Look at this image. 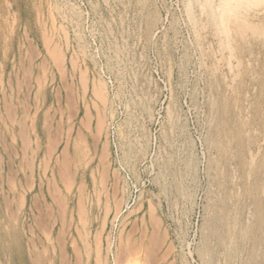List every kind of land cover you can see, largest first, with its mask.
<instances>
[{
	"label": "rangeland",
	"instance_id": "rangeland-1",
	"mask_svg": "<svg viewBox=\"0 0 264 264\" xmlns=\"http://www.w3.org/2000/svg\"><path fill=\"white\" fill-rule=\"evenodd\" d=\"M206 1L0 0V264H264V3Z\"/></svg>",
	"mask_w": 264,
	"mask_h": 264
},
{
	"label": "bare ground",
	"instance_id": "bare-ground-1",
	"mask_svg": "<svg viewBox=\"0 0 264 264\" xmlns=\"http://www.w3.org/2000/svg\"><path fill=\"white\" fill-rule=\"evenodd\" d=\"M194 1H195V0H194ZM207 1H208V0H207ZM207 1H206V2H207ZM252 1H253V0H252ZM190 2H191V1H190ZM201 2H203V1H201ZM204 2H205V1H204ZM217 2H218V3H217L216 5H215V4L212 5V3H209V4L206 5L205 7H207V6H209V8L211 7L210 10H213V12H211L210 15H212V13H213V16L215 17V19H216V21H217L216 23L219 25V26H218V27L220 28L219 30H221L222 34L224 33L225 36H226V34H227V32H228V24H229L230 20H231L232 18H234V17H235V19L238 20V16H239V15H238V11H239V8H241V7L243 8L244 4H245V5H247V4L249 5V4H251L252 2H251L250 0H219V1H217ZM254 2H256V3H264V0H254ZM194 3H195V2H194ZM197 3H198V1H197ZM246 3H247V4H246ZM185 4H186V2H185ZM195 4H196V3H195ZM198 4H199V3H198ZM203 4H206V3H203ZM253 4H254V3H253ZM186 5H187V4H186ZM186 5H185V7L188 6V5H187V6H186ZM190 5H191V4H190ZM192 5H193V4H192ZM201 5H202V4H201ZM249 6H250V5H249ZM251 6H252V4H251ZM251 6H250V7H247V8H251ZM253 6H255V5H253ZM189 7H190V6H189ZM189 7H188V8H189ZM262 7H263V6H262ZM255 8H256V7H255ZM255 8H254V9H255ZM186 9H187V8H186ZM193 9H194V8H193ZM187 10H188V9H187ZM249 10H250V9H249ZM251 10H252V9H251ZM190 11H192V10H190ZM208 11H209V9H208ZM208 11H207V12H208ZM193 12H194V10H193ZM190 13H191V12H190ZM193 14H194V13H193ZM208 15H209V13H208ZM189 16H191V15L189 14ZM213 16H212V17H213ZM241 16H242V15H241ZM241 16H240V17H241ZM210 17H211V16H210ZM192 18H193V17H192ZM247 18H248V17H247ZM212 19H213V18H212ZM249 19H250V17H249ZM213 20H214V19H213ZM232 20H233V19H232ZM197 22H198V21H197ZM213 23H214V22H213ZM214 24H215V23H214ZM240 24H242V23H239V26H240ZM254 24H255V22H254ZM259 25H260V24H259ZM230 26H231V25H230ZM260 27H261V26H260ZM229 28H231V27H229ZM235 29H236V28H235ZM247 29H248V27H247ZM215 30H216V29H215ZM219 30H218V31H219ZM249 30H250L251 35H252L253 31H251L250 28H249ZM236 32H237V31H236ZM255 32H256V31H255ZM262 32H263V31H262ZM237 33H238V32H237ZM240 33H241V32H240ZM216 34H218V33H216ZM219 34H220V33H219ZM229 34H230V33H229ZM249 34H250V33H249ZM249 34H248V35H249ZM259 34H260V33H259ZM231 35H232V34H231ZM240 35H241V34H240ZM240 35H239V36H240ZM260 35H261V34H260ZM262 35H264V34H262ZM217 36H219V35H217ZM237 36H238V35H237ZM239 36H238V37H239ZM245 36H246V35H245ZM233 37H234V36H233ZM238 37H237V38H238ZM252 37H253V36H252ZM221 38H222V37H221ZM221 38H219V39H221ZM223 38H224V37H223ZM249 38H251V37H249ZM235 39H236V38H235ZM224 40H226V38H225ZM230 40H231V39H230ZM240 40H241V39H240ZM248 40H250V39H248ZM231 41H232V40H231ZM234 41H235V40H234ZM220 42H221V41H220ZM220 42H219V43H220ZM224 42H225V41H224ZM224 42H223V43H224ZM229 42H230V41H229ZM236 42H237V41H236ZM238 42H239V40H238ZM238 42H237L236 44H234V45H238V44H239ZM231 43H232V42H231ZM233 43H235V42H233ZM242 43H243V42H242ZM224 44H225V43H224ZM244 44H245V43H244ZM220 45H221V44H220ZM229 45H230V43H229ZM231 45H232V44H231ZM240 45H241V43H240ZM240 45H239V46H240ZM221 46H224V45H221ZM226 46L228 47L227 42H226ZM242 46H244V45H242ZM237 47H238V46H237ZM240 47H241V46H240ZM238 48H239V47H238ZM244 48H247V47H244ZM222 49H226V48H222ZM228 49H229V48H228ZM234 49H235V48H234ZM234 49H233V50H234ZM229 50H230V49H229ZM231 52H232V51H231ZM212 64L214 65V63H212ZM213 65H212V67H213ZM232 67H233V66H232ZM211 69H212V68H211ZM214 69H215V68H214ZM215 70H216V69H215ZM232 70H233V69H232ZM211 71H212V70H211ZM216 71H217V70H216ZM237 71H240V70L237 69ZM237 71H236V72H237ZM213 72H214V71H213ZM234 72H235V71H234ZM236 72H235V73H236ZM235 73H234V74H235ZM234 74H233V75H234ZM237 74H239V72H238ZM214 77H215V76H214ZM214 77H213V78H214ZM233 77H234V76H233ZM213 78H212L211 80H213ZM215 79H216V78H215ZM216 81L218 82L219 80H216ZM213 82H214V81H213ZM217 84L219 85V83H217ZM225 84L228 86L227 83H225ZM229 84H230V83H229ZM227 86H225V87H227ZM214 87H215V86H214ZM216 87H217V86H216ZM233 87H234V85H233ZM229 88H230V87H229ZM234 88L236 89L237 87H234ZM225 89H226V88H225ZM232 90H233V89H232ZM236 90H237V89H236ZM236 90H235V91H236ZM227 92H228V91H227ZM230 92H231V91H230ZM233 92H234V90H233ZM239 92H240V90H239ZM263 92H264V91H263ZM225 93H226V92H225ZM237 93H238V92H237ZM246 93H248V92H246ZM233 94H235V93H233ZM262 94H263V93H262ZM246 95H247V94H246ZM246 95H245V96H246ZM225 96H226V95H225ZM231 96H232V95H231ZM233 96H234V95H233ZM236 96H237V94H236ZM243 96H244V95H243ZM247 96H248V95H247ZM222 97H223V96H222ZM227 97H228V94H227ZM227 97H226V98H227ZM239 97H240V95H239ZM239 97H237V98H239ZM262 97H264V96H262ZM226 98H225V99H226ZM233 98H234V97H233ZM228 99H229V97H228ZM228 99H227V100H228ZM241 99H243V98H241ZM237 100H238V99H237ZM247 100H248V98H247ZM247 100H246V101H247ZM228 101H229V100H228ZM239 101H240V100H239ZM248 101H250V100H248ZM248 101H247V102H248ZM216 102H217V101H216ZM230 102H231V101H230ZM234 102H235V101H234ZM217 103L219 104V102H217ZM217 103H216V104H217ZM231 103H232V102H231ZM231 103H230V106H231ZM240 103H241V102H240ZM208 104H209V103H208ZM213 104H214V103H213V101H212V102H211V105H213ZM242 104H243V103H242ZM211 105H209L210 108L212 107ZM214 105H215V104H214ZM224 105H225V104H224ZM224 105H223V106H224ZM259 105H260V104H259ZM259 105H258V106H259ZM218 107H219V105H218ZM225 107H226V106H225ZM227 107H229V106H227ZM227 107H226V108H227ZM233 107L235 108L236 106H234V104H233ZM233 107H232V108H233ZM237 107H238V106H237ZM239 107H241V106H239ZM250 107H251V106H250ZM259 107H260V106H259ZM213 108H214V106H213ZM213 108H212V109H213ZM219 108H220V107H219ZM222 109H223V108H222ZM240 109H241V108H240ZM260 109H261V107H260ZM263 109H264V108H263ZM216 110H218V109H216ZM216 110H215V111H216ZM245 110H246V109H245ZM223 111H224V110H223ZM223 111H222V112H223ZM227 111L229 112L230 110L227 109ZM257 111H258V110H257ZM233 112H234V110H233ZM249 112H250V111H249ZM226 113H227V112H226ZM257 113H258V112H257ZM224 114H225V113H224ZM227 114H228V113H227ZM236 114H237V113H236ZM259 114H260V113H259ZM262 114H264V111L262 112ZM233 115H234V114H233ZM237 115H238V114H237ZM246 115H247V114H246ZM212 116H214V114H213ZM215 116H216V112H215ZM215 116H214V117H215ZM226 116H227V115H226ZM258 116H259V115H258ZM231 117H232V116H231ZM233 117H234V116H233ZM171 118H172V117H171ZM211 118H213V117H211ZM238 118H239V117H238ZM260 118H261V117H260ZM260 118H259V119H260ZM214 119H215V118H214ZM240 119H242V117H241ZM240 119H238V120H240ZM262 119H263V118H262ZM173 120H174V119H173ZM173 120H172V121H173ZM211 120H212V119H211ZM223 120H224V119H223ZM238 120H236V121H238ZM244 120H245V119H244ZM244 120H243V121H244ZM263 120H264V119H263ZM214 121H215V120H214ZM232 121H233V119H232ZM236 121H235V122H236ZM241 121H242V120H241ZM221 122H222V120H221ZM211 123L213 124V122H211ZM232 123H234V122H232ZM241 123H242V122H241ZM244 123H245V122H244ZM246 123H247V122H246ZM257 123H258V122H257ZM258 124H259V123H258ZM261 124H262V123H261ZM220 125H221V124H220ZM239 125H240V124H239ZM226 126H227V125H226ZM234 126H236V125H234ZM256 126H257V125H256ZM223 127H224V126H223ZM242 127H243V126H242ZM242 127H241V128H242ZM225 128H226V127H225ZM255 128H256V127H255ZM227 129H229V128H227ZM239 129H240V128H238V130H239ZM244 129H246V128H244ZM247 129H248V128H247ZM249 129H250V128H249ZM249 129H248V130H249ZM252 129H253V128H252ZM250 130H251V129H250ZM256 130H257V128H256ZM262 130H263V129H262ZM220 131H221V130H220ZM220 131H219V132H220ZM230 131H232V130H230ZM234 131H235V130H234ZM236 131H237V130H236ZM252 131H253V130H252ZM224 132H225V131H224ZM238 132H240V130H239ZM238 132H237V133H238ZM249 132H250V131H249ZM237 133H236V134H237ZM245 133H246V132H245ZM247 133H248V132H247ZM218 134H219V133H218ZM231 134H232V133H231ZM219 135H220V134H219ZM260 135H261V134H260ZM225 136H226V135H225ZM232 136H234V135L232 134ZM257 136H258V135H257ZM263 136H264V135H263ZM216 137H217V136H216ZM226 137H227V136H226ZM248 137H249V135H248ZM252 137H253V136H252ZM212 138H213V137H212ZM219 138H220V137H219ZM231 138H232V137H231ZM249 138H250V137H249ZM256 138H257V137H256ZM235 139H236V138H235ZM240 139H242V138H240ZM227 140H228V138H227ZM230 140H231V139H230ZM246 140H247V139H246ZM253 140H254V139H253ZM253 140H252V141H253ZM263 140H264V138H263ZM212 141H213V139H212ZM242 141H243V140H242ZM226 142H227V141H225V143H226ZM230 142H231V141H230ZM230 142H229V143H230ZM232 142H233V141H232ZM250 142H251V141H250ZM255 142H256V141H255ZM257 142H258V141H257ZM213 143H214V142H213ZM213 143H212V144H213ZM219 143H221V141H220ZM219 143H218V144H219ZM247 145H249V144H247ZM245 146H246V145H245ZM257 146H258V145H257ZM215 147H216V146H215ZM223 147H224V146H223ZM254 147H255V146H254ZM219 148H220V147H219ZM228 148H229V147H228ZM258 148H259V147H258ZM263 148H264V147H263ZM226 149H227V148H226ZM256 149H257V148H256ZM258 151H259V149H258ZM258 151H257V153H258ZM227 152H228V151H227ZM254 152H255V151H254ZM263 152H264V151H263ZM225 153H226V152H225ZM245 153H246V152H245ZM249 153H250V152H249ZM252 153H253V152H252ZM231 154H232V153H231ZM246 154H247V153H246ZM262 155H263V154H262ZM252 156H253V155H252ZM232 157H233V156H232ZM241 157H244V156H241ZM244 158H245V157H244ZM253 158H254V157H253ZM261 158H262V157H261ZM217 159H218V158H217ZM227 159H228V158H227ZM229 160H230V159H229ZM255 160H256V159H255ZM189 161H190V160H189ZM191 161H193V160H191ZM217 161H218V160H217ZM259 161H260V160H259ZM186 162H187V161H186ZM215 162H216V161H215ZM224 162H225V161H224ZM244 162H245V161H244ZM190 163H191V162H190ZM192 163H194V162H192ZM213 163H214V162H213ZM213 163H212V164H213ZM218 163H219V162H218ZM242 163H243V162H242ZM246 163H247V162H246ZM246 163H245V164H246ZM248 163H249V162H248ZM230 164H231V163H230ZM254 164H255V163H254ZM263 164H264V163H263ZM187 165H188V164H186V166H187ZM215 165H216V164H215ZM217 165H220V164H217ZM239 165H240V164H239ZM189 166H190V165H188L187 170L190 168ZM222 166H223V165H222ZM237 166H238V165H237ZM253 166H254V165H253ZM225 167H226V165H225ZM242 167H243V166H242ZM242 167H241V168H242ZM249 167H250V166H249ZM216 168H217V167H216ZM233 168H234V167H233ZM255 168H257V167H255ZM262 168H263V167H262ZM211 169H212V167H211ZM213 169L215 170V168H213ZM218 169H219V168H218ZM220 169H221V167H220ZM228 169H229V168H228ZM235 169H236V168H235ZM248 169H249V168H248ZM252 169H253V171H255L254 168H252ZM195 170H196V168H195ZM232 170H233V169H232ZM232 170H231V171H232ZM261 170H262V169H261ZM188 171H189V170H188ZM192 171H193V170H192ZM216 171H218V170H216ZM220 171H222L223 174H224V172H226L225 169H224V171H223L222 169H221ZM242 171H243V170H242ZM186 172H187V171H186ZM190 172H191V170H190ZM194 172H196V171H194ZM229 172H230V170H229ZM238 172H239V171H238ZM243 172H245V171H243ZM247 172H248V171H247ZM262 172H263V171H262ZM216 173H217V172H216ZM226 173H227V172H226ZM241 173H242V172H241ZM241 173H239V174H241ZM253 173H254V172H253ZM256 173H257V172H256ZM260 173H261V172H259L258 175L264 174V173H261V174H260ZM189 174H192V172L189 173ZM189 174H187V175H189ZM213 174H214V172H213ZM220 174H221V173H220ZM220 174H219V175H220ZM231 174H232V173H231ZM249 174H250V173H249ZM215 175L217 176L218 174H215ZM226 175H228V174H226ZM245 175H246V173H245ZM258 175H257V176H258ZM210 176H212V175H210ZM213 176H214V175H213ZM213 176H212V177H213ZM216 176H214L215 180H216ZM238 176H239V175H238ZM241 176H242V175H241ZM250 176H252V175H250ZM174 177H175V176H174ZM221 177H222V176H221ZM225 177H226V176H225ZM229 177H230V175H229ZM234 177H235V176H234ZM248 177H249V176H248ZM240 178H241V180H242V178H244V177H240ZM257 178H259V177H257ZM177 179H178V178H177ZM217 179H220V178H217ZM221 179H222V178H221ZM233 179H234V178H233ZM237 179H238V178H237ZM248 179H249V178H248ZM248 179H247V180H248ZM253 179H254V178H253ZM262 179L264 180V177H263ZM223 180H224V179H223ZM229 180H230V179H229ZM239 180H240V179H239ZM211 181H212V180H211ZM225 181H226V179L224 180V182H225ZM231 181H232V180H231ZM251 181H252V180H251ZM255 181H256V180H255ZM258 181L260 182V180L257 179V182H258ZM180 182H181V180H180ZM215 182H216V181H215ZM226 182H227V181H226ZM228 182H229V181H228ZM228 182H227V183H228ZM234 182H235V181H234ZM245 182H246V181H245ZM248 182H249V181H248ZM259 182H258V184H259ZM222 183H223V182H222ZM242 183H243V182H242ZM211 184H212V183H211ZM215 184H216V183H215ZM229 184H230V183H229ZM236 184H237V183H236ZM254 184H255V183H254ZM261 184H262V182H261ZM175 185H176V184H175ZM184 185H185V184H184ZM234 185H235V184H234ZM242 185L245 186L244 184H242ZM249 185H250V184H249ZM251 185H252V184H251ZM255 185H256V184H255ZM259 185H260V184H259ZM259 185H258V186H259ZM178 186H179V185H178ZM215 186H216V185H215ZM220 186H221V184H220ZM225 186H227V185H225ZM239 186H241L240 183H239ZM256 186H257V185H256ZM256 186H254V188H255ZM260 186H262V185H260ZM263 186H264V185H263ZM263 186H262V187H263ZM180 187H181V186H180ZM180 187H178V188H180ZM211 187H212V186H211ZM217 187H218V186H217ZM217 187H216V188H217ZM245 187H246V186H245ZM252 188H253V185H252ZM257 188H258V187H257ZM259 188H260V187H259ZM181 189H182V188H181ZM214 189H215V188H213V191L215 192ZM218 189H219V187H218ZM223 189H224V188H222V190H223ZM227 189H228V188H227ZM230 189H231V187H230ZM238 189H239V188H238ZM241 189H242V188H241ZM255 189H256V188H255ZM255 189H254V190H255ZM263 189H264V187H263ZM177 190H178V189H177ZM183 190H184V189H183ZM232 190H233V189H232ZM245 190H246V188H245ZM247 190H250V189H247ZM254 190H253V191H254ZM258 190H259V189H258ZM186 191H187V190H186ZM209 191H210V190H209ZM220 191H221V190H220ZM262 191H263V195H264V190H262ZM262 191H261V192H262ZM210 192H211V191H210ZM216 192H217V191H216ZM216 192H215V193H216ZM226 192H228V191H226ZM230 192H231V191H230ZM233 192H234V191H233ZM247 192H248V191H247ZM250 192H252V191H249V193H250ZM244 193H246V192H243V194H244ZM257 193H258V192H257ZM182 194H183V192H182ZM185 194H186V193H185ZM188 194H189V193H188ZM217 194H218V192H217ZM233 194H235V193H233ZM236 194H237V193H236ZM236 194H235V195H236ZM255 194H256V193H255ZM255 194H253V196H254ZM183 195H184V194H183ZM212 195H213V192H212V194H211L210 196H212ZM223 195H225V194H223ZM223 195H222V196H223ZM256 195H257V194H256ZM259 195H260V194H259ZM259 195H258V196H259ZM261 195H262V194H261ZM210 196H209V197H210ZM216 196H217V195H215L214 197H216ZM220 196H221V194H220ZM220 196H219V197H220ZM241 196H242V195H241ZM246 196H247V194H246ZM258 196H257V198H258ZM185 197H187V196H185ZM261 197H262V196H261ZM187 198H188V197H187ZM211 198H212V197H211ZM217 198H218V197H217ZM220 198H222V197H220ZM228 198H231V197L228 196ZM228 198H227V199H228ZM234 198H235V196H234ZM239 198H240V197H239ZM244 198H245V197H244ZM214 199H216V198H214ZM214 199H213V200H214ZM222 199H225V198H222ZM222 199H221V200H222ZM237 199H238V198H237ZM245 199H246V198H245ZM248 199H249V197H248ZM258 199H259V198H258ZM258 199H257V200H258ZM261 199H264V197H262ZM216 200H217V199H216ZM249 200L251 201V199H249ZM257 200H256V201H257ZM214 201H215V200H214ZM214 201H213V202H214ZM217 201H218V200H217ZM222 201H223V200H222ZM226 201H227V200H226ZM236 201H237V200H236ZM241 201H242V199H241ZM244 201H245V200H243V202H244ZM246 201H247V199H246ZM258 201H259V200H258ZM261 201H262V200H261ZM213 202H212V203H213ZM223 202H224V201H223ZM223 202H222V203H223ZM234 202H235V201H234ZM234 202H233V203H234ZM210 203H211V202H210ZM218 203H219V202H218ZM220 203H221V202H220ZM228 203H229V202H228ZM235 203H236V202H235ZM249 203H250V202H249ZM252 203H255L253 197H252ZM263 203H264V201H263ZM214 204H215V203H214ZM224 204H226V202L223 203L222 205H224ZM247 204H248V202H247ZM250 204H251V203H250ZM255 204H256V203H255ZM259 204H261V203L259 202ZM239 205H241V204L239 203ZM243 205H244V204H243ZM253 205H254V204H253ZM256 205H258V204H256ZM256 205H254L253 207H255ZM216 206L218 207L219 205H215V206L212 207V208L217 209ZM226 206H227V204H226ZM228 206H229V205H228ZM235 206H236V205H235ZM248 206H249V204H248ZM248 206H247V208H248ZM261 206H263V205H261ZM261 206H259V207H261ZM209 207H210V205H209ZM220 207H221V206H220ZM244 207H245V206H244ZM251 207H252V206H251ZM253 207H252V208H253ZM259 207H258V208H259ZM210 208H211V207H210ZM221 208H223V207H221ZM263 208H264V207H263ZM224 209H227V208L224 207ZM228 209H229V208H228ZM238 209H239V208H238ZM242 209H244V208L241 207V210H242ZM211 210H214V209H211ZM217 210H218V209H217ZM221 210H222V209H221ZM221 210H220V212H221ZM229 210H230V209H229ZM229 210H227V211H229ZM239 210H240V209H239ZM245 210H247V209H245ZM223 211H224V210H223ZM232 211H233V210H232ZM218 212H219V210H218ZM225 212H226V211H225ZM225 212H224V213H225ZM230 212H231V211H230ZM230 212H229V213H230ZM246 212H247V211H246ZM248 212H249V211H248ZM253 212H254V210H253ZM255 212H256V211H255ZM258 212H260V210H259ZM258 212H257V213H258ZM243 213H244V212H243ZM251 213H252V212H251ZM210 214H211V213H210ZM213 214H214V213H213ZM213 214H212V215H213ZM219 214H220V213H219ZM226 214H227V212L225 213V215H226ZM236 214H237V213H236ZM239 214H241V213H239ZM244 214H245V213H244ZM217 215H218V214H217ZM220 215H221V214H220ZM233 215H234V213H233ZM237 215H238V214H237ZM237 215H236V216H237ZM242 215H243V214H242ZM247 215H248V214H247ZM252 215H254V213H253ZM255 215H256V214H255ZM255 215H254V216H255ZM257 215H260V213H258ZM257 215H256V217H257ZM262 215H263V212H262ZM213 216H214V215H213ZM221 216L223 217V215H221ZM210 217H211V216H210ZM224 217H227V216H224ZM224 217H223V218H224ZM249 217H252V216H249ZM216 218H217V216H216ZM216 218H214V219H216ZM219 218H221V217H219ZM232 218H233V217H232ZM234 218H235V217H234ZM236 218H237V217H236ZM239 218H240V217H239ZM253 218H254V217H253ZM258 218H260V217L258 216L257 218H255L256 221H257ZM208 219H209V218H208ZM214 219H212V220L214 221ZM224 219H227V218H224ZM246 219H247V218H246ZM250 219H251V218H250ZM250 219H248V220H250ZM231 220H232V219H231ZM235 220H238V219H235ZM235 220H233V221H235ZM218 221H219V220H218ZM229 221H230V218H229ZM233 221H232V222H233ZM252 221H253V220H252ZM252 221H251V223H252ZM254 221H255V220H254ZM258 221H259V219H258ZM209 222H210V221H209ZM225 222H226V220H225ZM235 222H236V221H235ZM240 222H241V221H240ZM240 222H239V223H240ZM245 222H246V221H245ZM205 223H206V222H205ZM218 223H219V222H218ZM218 223L215 222L214 224H217V226H218V225H219ZM223 223H224V221H223ZM230 223H231V222H230ZM230 223H228V224H230ZM236 223H237V222H236ZM247 223H248V222H247ZM251 223H250V224H251ZM259 223H260V222H259ZM210 224H211V223H210ZM212 224H213V223H212ZM225 224H226V223H225ZM237 224H238V223H237ZM242 224H243V223H242ZM254 224H257V223L255 222ZM260 224H261V223H260ZM221 225H222V224H221ZM230 225H231V224H230ZM238 225H239V224H238ZM240 225H241V223H240ZM240 225H239V226H240ZM257 225H259V224H257ZM263 225H264V223L262 224V226H263ZM225 226H226V225H225ZM232 226H233V224L231 225V227H232ZM242 226H243V225H242ZM244 226H245V225H244ZM250 226H251V225H249V227H250ZM253 226H254V225H253ZM253 226H252V227H253ZM204 227H205V226H204ZM210 227H211V226H210ZM221 227H222V226H221ZM226 227H227V228H226ZM226 227H225L226 229H225L224 227H222V228H224L225 230H228V228H229V229L231 228V227H228V225H227ZM235 227L238 228V226H235ZM240 227H241V226H240ZM247 227H248V226H247ZM247 227H246V228H247ZM254 227H255V226H254ZM258 227H259V226H258ZM258 227H257V232H258ZM260 227H261V225H260ZM260 227H259V229H260ZM263 227H264V226H263ZM208 228H209V226H208ZM212 228H214V226H212ZM242 228H243V227H242ZM242 228H241V229H242ZM231 229H233V228H231ZM231 229H230V230H231ZM243 229H244V228H243ZM247 229H248V228H247ZM247 229H246V230H247ZM216 230H218V228H217ZM219 230H220V225H219ZM221 230H222V229H221ZM230 230H229V231H230ZM234 230H237V229L235 228ZM248 230H250V229H248ZM210 231H211V230H210ZM222 231H224V230H222ZM239 231H241V230H239ZM242 231H243V230H242ZM255 231H256V230H255ZM219 232H220V231H219ZM219 232H218V233H219ZM227 232H228V231H227ZM247 232H248V231H247ZM252 232H253V231H252ZM203 233H204V232H203ZM205 233H208V232H206V230H205ZM205 233H204V234H205ZM221 233L225 234V231H224V232H221ZM258 233H259V232H258ZM258 233H257V235H258ZM223 234H222V235H223ZM228 234H229V233H228ZM243 234H244V233H243ZM245 234H246V232H245ZM248 234H249V232H248ZM250 234H251V233H250ZM252 234H253V233H252ZM262 234H263V232H262ZM210 235H211V233H210ZM213 235H214V234H213ZM216 235H217V234H216ZM218 235H219V234H218ZM226 235H227V234H226ZM226 235H225V236H226ZM229 235H230V234H229ZM237 235H239V234L237 233ZM246 235H247V234H246ZM253 235H254V234H253ZM257 235H255V236H257ZM205 236H206V234H205ZM214 236H215V235H214ZM219 236H220V235H219ZM233 236H234V234H233ZM240 236H241V233H240ZM212 237H213V236H212ZM220 237H221V236H220ZM247 237H252V238H254V241H255V238H256V237H253V236H247ZM257 237H258V236H257ZM262 237H263V236H262ZM205 238H206V237H205ZM207 238L209 239V237H207ZM216 238L218 239L219 237L216 236ZM223 238H224V237H223ZM225 238H227V237H225ZM225 238L221 240V243H222L223 240H224V242H226V241H225V240H226ZM234 238H235V237H234ZM238 238H239V237H238ZM238 238H237V239H238ZM241 238H242V236H241ZM241 238H239V239L241 240ZM243 238H244V235H243ZM243 238H242V241H239V242H243L244 240H247V238H244V240H243ZM210 239H211V238H210ZM213 239H214V238H213ZM220 239H221V238H220ZM239 239H238V240H239ZM256 239H259V238H256ZM203 240H204V238H203ZM238 240H236V241H238ZM262 240H263V238H262ZM262 240H261V241H262ZM212 241H213V240H212ZM229 241H230V240H229ZM231 241H232V240H231ZM250 241H251V238H250ZM206 242H207V241H206ZM208 243H209V246H210L211 241L209 240ZM208 243H206V244H208ZM212 243H213V242H212ZM214 243H215V242H214ZM216 243H217V242H216ZM229 243H230V242H229ZM251 243H253V241H251ZM256 243H257V242H256ZM203 244H204V242H203ZM226 244H227V243H226ZM236 244H237V243H236ZM245 244H246V243H244L243 245H245ZM249 244H250V243H249ZM201 245H202V244H201ZM211 245H212V244H211ZM217 245H218V248L221 247V246H220V243L217 244ZM222 245H224V244H222ZM231 245H232V244H231ZM233 245H234V243H233ZM233 245H232V246H233ZM246 245H247V244H246ZM252 245H253V244H252ZM213 246H214V245H212V248H213ZM234 246H235V245H234ZM240 246H241V245H240ZM256 246H257V245H256ZM201 247H202V246H200V248H201ZM210 247H211V246H210ZM225 247H231V246H225ZM225 247H224V249H225ZM251 247H253V246H251ZM254 247H255V245H254ZM254 247H253V248H254ZM207 248H209V247H207ZM218 248H217V250H218ZM222 248H223V246H222ZM222 248H220V249H222ZM239 248H240V247H239ZM253 248H252V249H253ZM256 248H258V247H256ZM205 249H206V247H205ZM205 249H204V250H205ZM210 249H211V248H210ZM233 249H234V248H233ZM246 249H248V248L246 247ZM201 250H202L201 252H203V248H201ZM214 250H215V247H214ZM230 250H231V249H230ZM206 251H208V250H206ZM222 251H223V249H222ZM256 251H257V250H256ZM260 251H262V249H261ZM260 251H259V253H260ZM197 252H198V251H197ZM199 252H200V250H199ZM201 252H200V253H201ZM204 252H205V251H204ZM217 252H218V251H217ZM217 252H216V253H217ZM220 252H221V251H220ZM263 252H264V248H263ZM200 253H199V254H200ZM213 253H214V252H213ZM230 253H231V252H230ZM237 253H238V252H237ZM242 253H243V252H242ZM253 253H254V251H253ZM256 253H257V252H256ZM205 254H206V253H205ZM205 254H204V255H205ZM207 254H208V252H207ZM218 254H219V253H218ZM222 254H223V253H222ZM245 254H246V253H245ZM257 254H258V253H257ZM257 254H256V255H257ZM202 255H203V253H202ZM208 255H209V254H208ZM229 255H230V254H229ZM232 255H233V254H232ZM232 255H231V256H232ZM239 255H240V254H239ZM242 255H244V254H242ZM253 255H254V254H253ZM261 255H262V254H261ZM205 256H206V255H205ZM209 256H211V255H209ZM214 256H215V255H214ZM224 256H226V255H224ZM231 256H230V257H231ZM233 256H235V254H234ZM250 256H252V255H250ZM250 256H249V257H250ZM263 256H264V255H263ZM215 257H216V256H215ZM226 257H227V256H226ZM246 257H247V255H246ZM255 257H256V256H255ZM210 258H211V257H210ZM212 258H213V257H212ZM212 258H211V259H212ZM219 258H220V257H219ZM223 258H225V257H223ZM223 258H222V259H223ZM233 258H234V257H233ZM236 258H237V257H236ZM236 258H235V259H236ZM242 258H243V257H242ZM247 258H248V257H247ZM252 258H254V257H251L250 259H252ZM261 258H262V256H261ZM207 259H208V258L203 259V260H207ZM211 259H210V261H207V262H211V264H213V263H212L213 261H211ZM235 259H234V261H235ZM237 259H238V258H237ZM239 259H240V258H239ZM254 259H255V258H254ZM258 259H259V258H258ZM220 260H221V259H220ZM225 260H226V259H225ZM231 260H232V259H231ZM243 260H246V259H243ZM243 260H242V261H243ZM252 260H253V259H252ZM252 260H248V261L250 262V261H252ZM255 260L258 261L257 259H255ZM262 260H263V259H261V261H262ZM215 261H216V260H215ZM228 261H229V260H228ZM256 261H255V262H256ZM261 261H260V264H261ZM204 262H205V261H204ZM223 262H224V261H223ZM252 262H253V261H252ZM228 263H230V262H228ZM234 263H235V262H234ZM237 263H238V262H237ZM237 263H235V264H237ZM239 263H240V262H239ZM246 263H247V260H246L245 264H246ZM250 263H251V262H250ZM214 264H215V263H214ZM225 264H226V263H225ZM230 264H231V263H230ZM253 264H254V263H253Z\"/></svg>",
	"mask_w": 264,
	"mask_h": 264
}]
</instances>
